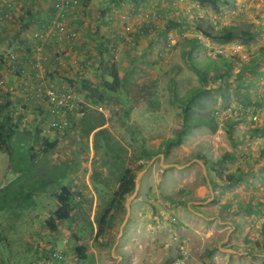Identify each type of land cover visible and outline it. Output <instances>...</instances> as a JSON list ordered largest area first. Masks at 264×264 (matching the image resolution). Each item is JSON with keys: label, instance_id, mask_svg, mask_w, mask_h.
<instances>
[{"label": "crops", "instance_id": "1", "mask_svg": "<svg viewBox=\"0 0 264 264\" xmlns=\"http://www.w3.org/2000/svg\"><path fill=\"white\" fill-rule=\"evenodd\" d=\"M190 1L196 4L195 11H193V6L184 8L176 0H84L83 23L79 27L76 40L67 45V50L76 49L77 53L70 52L62 66H54L52 62L43 65L42 72L47 85L70 89L64 78L72 79L74 81L72 84L78 86L80 77L94 79L98 71L106 73L105 68L109 65L110 60H115L121 87L113 99L115 104L117 103L131 118L130 121L126 119V124H124L121 117L117 116L122 123L119 124L118 118L113 117L116 113L110 112L108 108L103 110L102 106H99L102 108L105 124L96 128L91 134L94 136L97 131L104 128L110 130L111 134L115 130L117 134L121 133L120 137L130 140L131 148L135 141L148 139L147 146L144 148L139 146L133 150L134 154L137 153L133 163L135 168L138 164L146 162L141 157L145 155L143 151L146 153L157 151L156 139L158 137L168 139L174 136V130L179 127L178 123L182 122V106L180 114L176 112L173 114L171 105L181 104L190 90L200 86L195 75L192 86L188 87L185 84L183 79L188 77L191 81L192 76L176 59L177 52L166 57L164 54L161 55L162 51L167 53L172 50V48L165 47L167 40L174 39L176 42H182L185 50L189 53L190 48L185 44V41L195 37L207 49L210 45L219 46L199 35L195 29L197 24L207 25L213 29H223L227 25L237 23L243 25L240 22L225 24L226 22H221L214 16L207 20L199 15L197 3L193 0ZM21 5L19 13H16V17L11 22L0 25V57L2 58L0 76L5 81L3 98L6 97L9 100H7L10 103L9 111L13 112L12 118H14L12 122L17 121L24 124L28 123L29 119L38 117L40 125L45 128V121L42 119L66 118L61 110L54 108L53 105L37 96L32 86V74L38 70L34 67L32 33L48 19L50 4L38 3V0H22ZM168 22L177 24V26L171 27ZM256 28L264 36V26ZM160 42H163L164 48L159 45ZM200 44L198 43V46ZM203 45L201 44L199 47L205 48ZM50 47L52 49L47 48L46 51L50 53L57 51L54 46ZM9 52L17 55L18 65L22 66L21 71L18 65L14 66L5 61L4 57ZM195 52L191 50L190 53ZM158 56L162 59H158ZM71 61H75V63L72 64ZM22 69L25 73H22ZM187 87L183 97L173 94V91L179 92ZM168 91H172L169 92L170 95ZM169 96L170 98H168ZM165 99L166 101H164ZM199 99L201 98L198 97L195 103L199 102ZM194 107L191 108L187 117L194 113ZM197 108L202 113L198 114L197 118L190 117L188 121L198 122L199 125L189 128V132L184 136L191 141L190 149L184 146L185 143H189L184 140V143L179 145L182 148L179 154L177 153L178 146L168 152L170 155L175 154L172 160L182 159L192 152V159L186 164L177 165V163H172V160L166 161L164 153L155 155L147 161L138 182V188L134 187L133 192V201L140 200L142 197L146 202L147 196H141V188L147 186L151 189V177H155V184L163 193H157L156 189L151 190L149 195L156 192L160 197L159 201L164 199L165 203L172 201L170 195H175L172 197L174 201L186 203L188 212L180 210L182 213L179 216L183 226L174 227L172 225L174 223L168 219L171 218L170 212L163 209L153 211L149 205H145V209L141 211L143 217H140L141 227L144 231H136L137 237L130 241L126 228L129 218L132 216L131 207L129 209L124 205L126 214L116 237L115 234L113 236V233H109L111 229L108 226L102 234L105 235L104 241L99 240L100 244H94L93 241L97 238L95 237L97 227L94 223L92 227H89L90 231L82 227L78 229L81 234L89 233L91 235L86 243L78 241L76 238L69 241L64 239L62 243L58 242V234L61 233L59 227L57 231L51 232L43 226L42 230L46 234V238L44 239L42 235V240L41 236L39 239L36 236L30 238L35 234L33 230H22L20 241L15 243L14 247H9L7 244L8 253L6 250H0V264H18L19 260H23L24 264H42L48 261L49 255L57 249L63 251L64 258L56 264H252L253 260L264 261V254L253 250V248H264V227H237L234 221L227 222L229 217L227 219L224 215H228V213L212 209V203L221 201V197H224L233 186L224 189V191L218 187L215 184L214 170L207 165L206 161L210 162L215 158L214 156L217 152L219 153L221 146L225 151H229V148L223 143L224 140L221 142L223 131L220 121L217 118L215 120L211 118V107L204 104L203 107ZM33 109L35 111L31 113ZM205 109L207 111H204ZM179 111L180 109H178ZM216 114L218 115V113ZM124 117L126 118V116ZM78 121L75 120L73 124L77 126L74 130L82 137V130L87 126L83 128L82 126L85 125L80 124L82 125L80 129ZM161 121L168 123L165 129L160 126L159 122ZM25 126H27L26 123ZM27 130V128L19 129L22 135L29 136ZM42 131L45 136V130L42 129ZM32 135L34 132L30 137ZM90 135L88 136L89 141H87L89 160L85 167L96 168L99 161L94 160ZM15 136L16 132L13 137ZM39 136L43 137L41 134ZM46 136L54 138L50 134ZM152 138L155 139L151 140ZM66 139L71 138L67 137ZM81 139L85 140L84 136ZM117 139H119L118 136ZM58 141L53 152L59 150L62 153L68 141ZM122 145L127 148L129 157L132 154L131 148L127 147L124 142ZM74 146H77L76 142ZM80 153L82 154V152ZM157 157H159V163L155 165L153 162ZM149 170H152L153 176L148 174ZM211 172H213V181L209 176ZM166 173L167 175L162 177V174ZM103 176L102 174L99 183L104 181ZM169 176H173L177 181L179 185L177 190L170 183ZM84 184L91 190L88 178L85 179ZM92 194L91 214L95 213L96 202L99 201L98 195L94 192ZM33 200L34 204L26 208L29 209L27 210L28 216L39 217L45 212L47 215L52 212L38 205L39 197L34 196ZM193 204L204 205L201 208L203 211L191 209L190 206ZM115 210L109 216L117 219L124 209L122 211ZM221 213L224 215L221 216ZM259 234L261 239H257ZM109 237H115V240L108 241ZM174 237L178 238V242L174 241ZM35 239L37 241L34 242ZM79 246L87 248L83 260H80L76 253V248ZM30 251H32L31 257Z\"/></svg>", "mask_w": 264, "mask_h": 264}, {"label": "rangeland", "instance_id": "2", "mask_svg": "<svg viewBox=\"0 0 264 264\" xmlns=\"http://www.w3.org/2000/svg\"><path fill=\"white\" fill-rule=\"evenodd\" d=\"M220 2L222 4L220 6L218 14H214L209 11V13H203L199 15L207 20H210L213 16L217 17L219 21L226 22L225 24L240 22L243 23V25L253 24L255 28L257 26H264V0H220ZM178 3L183 5L184 8L193 6V11H195L196 9V4L192 3V1L190 0ZM256 31H258L257 28ZM159 45L164 48L163 42H160ZM263 46L264 36L262 35V39L257 38L254 43H251L249 46L241 50V52L239 53L240 59L242 61L248 62L253 57L254 52L259 47ZM210 49L211 50L208 51L212 52L214 46L210 45ZM182 51H185V46L182 42H176L171 51H168L167 53H164L162 51L161 55L164 54V56L166 57L169 54L177 52L176 59L184 65L186 71L188 70V73H190V75L192 76L191 81L188 77H185L183 79V81H185V84L190 87L192 86V82L195 81L194 77L196 75L189 69L188 57L183 54ZM180 52H182L181 55ZM209 54V52H195L191 56L193 61L201 63L208 56L212 55ZM213 56L214 55H212V57ZM160 58L161 57L158 56V59ZM257 68L264 70V62L260 63ZM244 77L246 78L230 81L229 83L222 86H216V88L210 90L207 95L202 96V98L199 100L203 105L205 104L208 107L217 108V119L220 121L222 128L221 130L223 131L221 134V142L224 140L223 143L228 146L229 151H233L234 146L232 145V141L229 139L223 127L225 121L230 118V121L233 124L232 137L235 143H237V147H235V149L237 148L238 151L235 152V158L230 161L224 167V169L226 171H230L238 166H241L245 170L246 174L243 181L230 188L228 190V193L225 194L224 197H221V201L219 200L218 203H212V209H219V211L228 213V215H224L223 213H221L220 215H224V217H227V219L229 217L227 222L231 223L234 221V224L237 227L251 226L258 228L260 226L264 227V204L259 205L260 201H264V134L262 133L263 135H251L250 133L252 129H261L264 131V76L260 77L258 75H252L251 73H249L247 75H244ZM218 84L219 83H216V85ZM188 87L184 90L182 89V91L179 92L173 91V94H175V96L178 95L183 97ZM70 91L73 92L72 89ZM169 92L172 91H168V93ZM221 93L224 94L225 101L222 100L220 95ZM74 94L76 95V92ZM76 96L83 103H85L84 109L86 117H91L93 121L97 118L104 117L103 113L95 109L94 104L92 105V103H90L88 100H85L82 95L79 96L78 94ZM256 97H259L261 99V102L257 101ZM168 98H170V96ZM7 100L8 99L6 97L3 98V102H7ZM164 101H166V99ZM197 103L193 105L195 106L193 110L194 113L190 114L188 118H197L198 114L202 113V111L197 108ZM100 105L102 106L103 110H105V108H108L110 112L112 111L113 113H116L113 115V117L120 116L124 121V124H126V119L130 121L131 116L126 114L125 111H123V109L119 107L117 103L115 104L114 99H112L110 103H103ZM171 106L173 109V114H175V112L180 114V104H172ZM178 109H180L179 112ZM34 111L35 110L33 109L31 113ZM204 111H207V109H205ZM124 116H126V118ZM38 120V117L29 119L28 123L25 122L27 126H25V123L23 124L17 121V123L15 121L12 122L11 124H14L16 126L19 125L18 128L13 125L16 136L12 138L13 140L7 141L5 147H2V149L0 150V250H6L7 253V244L9 245V247H14L15 243L20 241L23 233L22 230H33V233L35 234H33V236H30V238L36 236L37 239H39L41 236L42 240V235L44 239L46 238V234L42 230V227L44 226V219L48 216L47 212L39 217L30 215L28 216L27 210L29 209L26 208L27 204H29L30 202L28 203L22 201L23 197L20 196L23 193L22 191H25L24 188L29 186H38V183L34 181H45L46 179H48L46 175H56V164L63 159L72 160V162L74 163V167L77 170L76 172L74 171L71 175L68 176V179L64 182V184L70 189L73 201L78 197L80 198V200L74 205V210L72 212L70 220L59 221L57 223V226L61 228L59 230L61 233L58 234V242L62 243L64 239H68L69 241L72 238H76L78 239V241H82L84 243L88 242L91 235L89 233L81 234V231H79L78 229H81L82 227L87 231H90L89 227L91 226L88 223L93 222L95 224V219L100 217L101 214H103L104 209L107 208L106 204L111 198L112 192L116 189V183L119 178L118 168L120 166V161H122L125 157V153L121 151L120 143L124 142L127 147L131 148V144L129 142L130 140L125 139V137H120L121 133L119 132L117 134V131L115 130H113V134L110 133V130V132L108 131L102 134L100 138L97 139L96 143L94 141L93 134H91V149L94 152V160H98L99 162L97 165L98 167L96 168L93 166L92 168L85 167L89 160V145L87 144V141L89 140L88 137H86L84 134L82 135V137L84 136L85 140L81 139L82 137L79 134H76V131L74 130L77 128V126L72 125L65 137L58 138V140L68 141V144H66L65 148L63 147L64 149L62 153H60L59 150H56V152H51L49 155H44L42 153V142L47 136H44L42 134L43 131ZM81 123V120H79L78 124L80 125ZM118 123H121L119 118ZM159 124L163 129H165L166 125H168V123H166L165 121H161L159 122ZM178 125H180V123H178ZM81 126L82 125H80V129L82 127H86V123L85 126ZM26 128L28 129V134L31 135V133L34 132V135H32V137H30V135H22V133L19 131V129L23 130ZM244 133L248 135L244 136ZM40 134L43 137H40ZM117 136L119 139H117ZM67 137H70L71 139H66ZM50 138L47 137L46 139ZM154 139L155 138H152L151 140ZM164 140V137H158L156 139L157 150L162 149V142ZM184 140L189 142L185 143L184 146L187 149H190V139L185 138ZM75 142L77 144L76 147L74 146ZM105 143L108 144V147L105 146ZM147 145L148 139H141L139 140V142L135 141L131 148L132 154L128 157L127 153L126 165H128V168L132 169V172L135 174V188H138V182L142 177L145 165H147V161L152 157L145 158V155H142L141 157H143L146 162L138 164L143 165V168L142 170L137 171V169L133 166L134 159L136 158L137 153L134 154L133 150L137 149L139 146L144 148ZM30 148H32V152L29 150ZM177 148V153L179 154L182 148L180 146H178ZM80 152H82V154ZM223 153H225V150L224 147L221 146L219 153L217 152V154H215L214 156L215 158L210 161H215L216 159L221 157ZM31 155H34L36 157L35 161L33 162L31 161ZM174 156L175 154L173 153L172 155H165L164 158L166 161L170 162L172 158H174ZM159 157L154 159L153 164L158 165ZM192 157L193 153L191 152V154L184 156L182 159H173L172 163H177V165L186 164L192 159ZM113 161L115 165H113ZM102 174L104 175V183H99ZM148 174H151V176H153L152 170H149ZM166 175L167 173L165 175L162 174V177ZM209 176L213 181V172L209 173ZM86 178H88L91 190L96 195H98L99 199V201L96 202V211L93 214L90 213L92 212L93 208V192L87 185L84 184ZM169 178L170 183L173 184V188L175 186V190H177V188L179 187L177 181H175V178L173 176H169ZM95 182H98L99 184H95ZM155 183L156 178L151 177L150 187L152 188L149 189L147 186L141 188L140 194L141 196H147L146 202L145 199H142V197L140 200L133 201V193L125 198V201L123 203L124 212H120V217H118L117 219L111 217V219L108 221L107 227L109 226V228L111 229V232H109L110 234L113 233V236L115 234L116 237L119 226H122L124 215L126 214L125 206L129 207V209L131 207L132 216L129 218V222L126 228V232H128L129 234L130 241H133L134 238L137 237L136 231H144V229L141 227L140 217H143L141 211L142 209H145V205H149V208H151L153 211L163 209L167 212H170L171 218L169 217L168 219L171 223H174L172 225L174 227L183 226V222L179 218V216L180 213H182L181 211L188 212L186 203H177V201H174L172 197L175 195H170L172 201H167L168 203H165L166 200L164 199H162L163 201H159L160 197L157 195V193L162 194L163 192L159 189L158 186H156ZM94 184L97 187H95ZM51 188V185H47L35 196L37 198L39 197L40 199L38 205H41L43 209L49 211H53L58 205L56 200L53 199L54 197H51V193L53 192L50 190ZM156 189L157 193L155 192L149 195L151 190ZM203 206L204 205L193 204L190 207L194 211H203V209H201ZM115 237H109L108 241H114ZM103 238H105V235H101L95 238L96 240L93 241L94 244L96 243L98 245L99 240L104 241ZM259 238L260 234L257 239ZM35 241L37 240L35 239L34 242ZM253 250L259 251L260 254H264V248H253ZM29 254L31 257L32 251H30ZM18 264H24V261L19 260ZM252 264H264V262L262 260H253Z\"/></svg>", "mask_w": 264, "mask_h": 264}, {"label": "trees", "instance_id": "3", "mask_svg": "<svg viewBox=\"0 0 264 264\" xmlns=\"http://www.w3.org/2000/svg\"><path fill=\"white\" fill-rule=\"evenodd\" d=\"M197 3L199 6V14H203L200 10V8L208 9L214 14H218L221 6L220 0H193ZM84 3V0H83ZM169 26H177V24H174L172 22H168ZM196 32L199 35H202L203 37L210 40L212 43H215L219 46L223 45H231L236 44L243 48L249 46L251 43H254L257 38L262 39V35L258 31H256V28L253 24H245V25H227L223 29H213L210 26L203 25V24H197ZM167 40L165 47L167 49H171L173 46H168ZM198 43L200 44V40L195 37L190 40L185 41V44L190 48V52L196 51V53L199 52H209L212 55L208 56L203 62L197 63L192 60V54L188 53L186 50L183 51V54H185L188 57L189 63L188 67L189 69L196 75L198 82L200 83V86L197 88H194L190 90L186 96L184 97L183 101L181 102L182 106V122L180 123L179 127L174 130V136L168 139H165L162 142V149L157 150L154 152L146 153L145 158L154 157L157 154H168V152L179 145L182 144L184 141V136L189 132V128H192L194 126L199 125L198 122L195 121H188V113L192 110L195 102L197 101V98L207 95V93L216 88V86H222L224 84L229 83L230 81L235 80H241L246 77L244 75H247L251 73L252 75H258L260 77L264 76V70L258 69V65L260 63L264 62V46L259 47L255 52L253 57L248 61H242L239 57V53H231L228 52L227 54H216L214 51H208L211 50L208 46V49L201 43L205 48L199 47ZM102 55V52H100ZM116 63L115 60H110V63L108 66H106L104 72L97 73L96 78L94 79H86V78H79L78 86L73 85L74 82L72 79L64 78L65 81H67L69 87L72 89V91L76 95L79 94L82 95V97L85 100H88L92 105L94 104V107L101 106L100 104L103 103H110L113 99V96L118 92V90L121 87V81L120 77L116 71ZM108 78V79H107ZM216 83H219L216 85ZM68 89V90H71ZM223 101H225V96L223 93L220 94ZM82 98V99H83ZM83 99V100H84ZM257 101L261 102V99L259 97H256ZM197 106L199 108L203 107L204 105L200 102L197 103ZM9 102H3L1 108L2 114L0 117V150L2 147H5V144L7 141L13 140L14 138V129L13 127H17L16 125H11L12 118L9 113ZM211 118L215 120L218 116L216 113H218V110L216 107H211ZM81 124L85 125L87 128H84L82 130V133L88 137L96 128L102 127L105 122V118H97L93 121L91 117H86L84 114V117L81 119ZM226 134L228 135L229 139L232 141V145L234 146L233 151H225L221 157L216 159L215 161H206L207 165H209L210 168H212L215 172V184L222 188V189H228L234 185L239 184L243 179L245 178V170L238 166L233 170L226 171L224 167L235 158V152L238 151L237 143H235L233 139V124L230 121V118L225 121V124L223 125ZM108 132L107 129H100L94 134V141L97 142V139L100 138V136L104 133ZM264 131L261 129H252L251 135H263ZM248 134L244 133V136H247ZM58 138H50L46 139L44 138L42 142V153L44 155L50 154L53 152L54 148L58 145ZM120 143V142H119ZM121 145V151L125 153V157L122 161H120V166L118 168L119 170V178L116 183V189L112 192V196L109 199L108 203L106 204L107 208L104 209V213L95 219V225L97 227L96 235L95 237L101 236L107 228L108 221L111 219L109 216L110 213L114 210H120L122 211L124 209L123 203L125 201V198L129 195H131L134 192V178L135 174L132 172V169L128 168V165H126V158L128 150L125 146ZM105 146L108 147V144L105 143ZM32 152V148L29 149ZM107 150V149H106ZM31 161H35V156L31 155ZM113 165H115L113 161ZM143 165H137L136 169L137 171L142 170ZM76 172L77 170L74 167V163L70 159H63L60 160L59 163L56 164V175H46L48 179L45 181L38 180L34 181L38 183V186L33 187L29 186L24 188L25 191H22L20 197H23L22 201L30 202L27 204V208L31 207L32 204H34V196L45 188L47 185H51V197H54L53 199L56 200L58 205L56 208L47 216V218L44 219V227L51 231H57V223L59 221H69L72 212L74 210V201L71 194L70 189L64 184V182L68 179V176L72 174V172ZM104 183V181L102 182ZM99 184V183H95ZM94 184V185H95ZM56 187V188H54ZM95 187H97L95 185ZM20 199V198H19ZM264 204V201H260L259 205ZM91 227L93 226V222L88 223ZM87 248L85 246H79L76 248V253L78 255V258L80 260H83L85 257ZM264 262V261H263Z\"/></svg>", "mask_w": 264, "mask_h": 264}, {"label": "built area", "instance_id": "4", "mask_svg": "<svg viewBox=\"0 0 264 264\" xmlns=\"http://www.w3.org/2000/svg\"><path fill=\"white\" fill-rule=\"evenodd\" d=\"M183 2L184 0H176ZM22 0H0V25L6 22H11L16 13H19L22 5ZM39 2H46L50 4V13L48 19L42 23L38 29L32 33L33 37V59L34 67L38 69L32 74V86L35 94L45 100L47 103L53 105L54 108L61 110L66 118H49L42 119L45 121V135H53L55 138H63L69 132L75 120L84 117L85 109L83 103L78 97L68 89L55 88L45 83L43 65L52 62L54 66H62L66 61L69 53L76 54V49L67 50L68 44L75 41L78 35L79 27H81L82 10L84 7L83 0H38ZM198 6V5H197ZM199 7V6H198ZM204 13H209L208 9L200 8ZM176 43L174 39H169L168 46H173ZM54 46L57 51L50 53L46 49ZM243 47L231 44L214 47L213 51L216 54L240 53ZM5 61L14 66L18 65L17 55L9 52L4 57ZM70 59V58H69ZM72 64L75 61H71ZM2 66V58L0 57V67ZM21 71L22 66L18 65ZM22 73H25L22 69ZM50 73V72H48ZM5 81L0 76V107L3 104V90ZM97 111L102 113V108H96ZM11 111H9L10 113ZM2 111L0 108V117ZM13 117V112L10 113ZM41 122V121H40ZM80 198H76L74 203L79 202ZM178 242V238H173ZM64 258V253L61 249L53 251L49 255L48 261L42 264H56Z\"/></svg>", "mask_w": 264, "mask_h": 264}]
</instances>
